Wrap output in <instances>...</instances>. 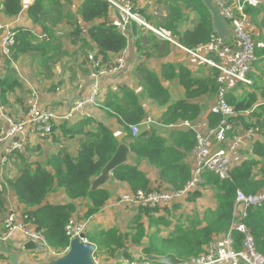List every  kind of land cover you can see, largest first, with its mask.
I'll return each instance as SVG.
<instances>
[{
    "label": "trees",
    "instance_id": "obj_1",
    "mask_svg": "<svg viewBox=\"0 0 264 264\" xmlns=\"http://www.w3.org/2000/svg\"><path fill=\"white\" fill-rule=\"evenodd\" d=\"M62 1L70 3V0H35L27 8L29 17L34 23L42 26L45 37L39 41L31 30H15L13 32L15 34L14 44L10 47V57L6 61L8 68L12 66V63L19 61L22 56L32 55L43 70L51 72L52 65L50 64H56L61 58L67 56V52L63 49L62 38L56 35L55 29L66 19ZM165 2L168 3L165 16H161L158 12L159 23L153 25L167 34L172 41L195 52L217 39L213 30L212 16L203 2L197 0H165ZM135 5L134 11L151 22V17L147 15V7ZM1 6V13L7 18H13L23 12L25 0H3ZM112 9L111 3L107 0H81L79 15L82 23L67 22L72 28L69 34L72 46L77 47L80 42V46L88 50L93 46L97 47V54L92 59L93 72L98 69L96 64L100 60L104 67H113L115 64L113 56L121 53L128 46L127 34L121 32L117 25L109 21ZM184 10L194 11L198 19L191 29L180 31V27L186 20ZM245 12L251 16L253 24L264 31V2L258 7L247 5ZM84 24L89 25L87 33L90 41L84 37ZM150 42L153 44L152 50L165 51L168 54L167 46L170 41L149 32V35L142 37L139 42L141 50H146L147 57L149 49L146 45ZM255 50L254 67H257L259 71L254 73V89L238 101L236 97L227 95V101L236 111V116L229 119L235 127L258 126L261 129L260 133L264 136V103H256L258 93L259 97L264 100V82L262 83L264 42L256 43ZM178 68L179 70H176L174 66L167 65L161 73L171 80L179 78L181 85L186 89V98L173 102L168 89L161 84L160 75L144 65L136 71L151 100L160 106L170 104L160 121L163 125L180 121L195 123L203 113V107L199 103H193L192 100H198L204 95L215 96L220 87L221 72L216 68H210V76L204 78L193 77L191 71L185 67ZM21 88L22 83L14 70H9L6 75L0 72L1 106L10 105V96ZM121 93L122 97L116 94L107 97L103 107L109 116L117 118L121 123L126 134L125 139L120 141L113 131L102 123H98L94 131H86L85 128L93 123L92 119H84L71 128L63 123L55 127V131L59 128L64 135L75 137L83 134L85 136L77 158H73L66 150H61L47 161V166L51 167L53 172L41 165L25 164L16 179H7L3 184L0 183V213L5 212V194L7 188L10 187L14 190L18 201L30 209L24 214L25 223H31L36 231L45 237L49 248L56 254L61 255L69 247L70 239L65 229L75 211L73 204L79 199L90 200L91 205L86 216L92 218L103 209L109 200L111 194L108 190L100 188L92 191L91 184L92 180L100 175L102 169L113 158L121 143L128 144L137 163L146 160L158 169L161 182L167 184L169 190L180 191L193 178V169L188 159L197 145L194 133L173 131L172 135L167 138L159 133L160 126H151L150 129L146 127L147 129L142 130L140 134L133 136L131 126L141 125L147 117V112L141 102V97L134 90L123 87ZM254 105L256 109L253 110ZM209 121L210 126L215 127L219 125L221 116L210 113ZM17 159L23 160L22 151L13 152L9 161ZM113 180L126 183L132 192L153 191L150 189L147 175L139 170L137 164H125L119 167L114 171ZM205 185H211L217 189V210L209 212L204 222L195 221L188 226L178 228L170 238L153 236L150 239L151 247L147 253L156 255L172 253L184 260L186 264H191L207 255V248L216 240L215 237L226 234L231 228L237 192L242 191L246 195H257L264 192V141L259 139L250 145L248 157L233 169L231 180L223 181L218 176L209 173L203 176L199 187H205ZM59 188L65 190L67 198L73 203L45 205L47 196ZM199 196L200 193L195 191L188 198L193 200ZM141 210L147 216L159 212V209L142 208ZM245 224L254 238L257 252L264 255V202L248 210ZM143 232L142 225H139L138 236L130 238V235L113 228L108 231L88 232L87 239L97 246L96 256L103 254L116 257L122 253L124 258L133 262L134 259L128 251V246L131 243H141ZM233 237L234 248L241 250L244 236L235 232ZM0 260L6 261L7 258L1 255Z\"/></svg>",
    "mask_w": 264,
    "mask_h": 264
},
{
    "label": "crops",
    "instance_id": "obj_2",
    "mask_svg": "<svg viewBox=\"0 0 264 264\" xmlns=\"http://www.w3.org/2000/svg\"><path fill=\"white\" fill-rule=\"evenodd\" d=\"M34 1L35 0H25V8L23 12L17 17L7 18L3 13H1L5 22V30L0 34V72L2 75H6L9 70H14L17 78H19L22 83V88L18 89L15 94L10 96V105L4 107L6 111L8 110L7 113L9 116H13L17 119L23 118L27 115L33 93L36 92L39 97V103L42 105V107L52 108L57 114L65 117L69 114L73 104L76 101H81L86 98L91 91V74L93 73L92 59L97 54V47L93 46L92 49L88 50V48L81 47L80 42H78L77 47L71 45L69 34L71 33L72 28L67 24V22L74 21L79 24L82 23L79 15L81 0H70V3H65V1H62L66 19L55 29L56 35L62 38L63 49L67 52V56L61 58V60L57 61L56 64H50L52 65L51 72L46 69L43 70L37 59H35L32 55L22 56L19 61L12 63V66L8 68L6 61L9 58L2 54V45L5 37L9 36L17 29L33 31L34 35L39 41L43 39L42 37H45V32L42 26L34 23L27 12V8L32 3H34ZM147 1L152 2V0ZM228 1L233 6L238 3V0ZM255 1L258 3L257 6L245 4V9L247 5L258 7V5L264 2V0ZM2 2L3 0H0V12L2 10ZM154 3L157 4L160 10H154L153 6L146 8L147 15L152 19L150 22L152 25L159 23V15H156L155 12L158 11L161 13V16H165L168 6V3H166L165 0H155ZM180 4L183 7L182 3ZM184 15L186 20L180 27V31L191 29L198 19L197 14L191 10H184ZM248 17L250 30L252 31V37L255 44L264 42V31L253 24L252 18L249 14ZM109 21L112 24L118 26L120 23L119 11L113 8L109 16ZM84 26V37L90 41L87 33L89 25L84 24ZM148 35L149 31L142 28L136 22H132L128 26L127 30V36L129 39L127 48L121 53L113 56L115 61L118 59V57H124V67L119 71L108 73L107 75H104L100 78L102 84L101 101H103V103L105 99H107V97L112 94L121 95L122 97L121 90L123 87L131 88L137 93L139 97H141V102L147 112V117L139 127L140 132L147 128L150 129L151 126L147 125L145 122L149 118L154 121L153 126L159 127V123L170 105L160 106L158 103L148 97L146 91L144 90L143 84L136 74L137 69L141 65L146 66L151 71L160 75L161 84L166 89H168L172 98V102L185 99L186 89L181 85L179 78H173V80H171L161 74L165 66L172 65L176 70H179L178 67L180 66L185 67L190 70L193 77L196 78L209 77L211 70L207 65L196 59L194 55L190 54L186 49L181 47V45L170 40V44L167 46L168 54H166L165 51L152 50V42L147 44L146 46L149 49L147 57L146 50H141L139 42L142 37H147ZM205 53L208 55L207 51H205ZM258 71L259 69L254 67L253 71L251 72V79L253 81L251 86L247 87L243 84H237L235 87L230 89L228 96L232 95L236 97L237 101L243 99V97H246L249 92L254 89V73H257ZM263 73L264 71L262 74ZM263 82L264 76L262 83ZM259 95L260 94L258 93L256 103H264V100H262ZM212 98L215 99L216 95L211 97L204 95L198 100H192L193 103H199L203 107V113L195 123H202L210 131H214L218 126H210L209 115L212 113V107H214L216 103V101L215 103L212 102ZM84 119L93 120V123L85 128L86 131H94L97 127V124L102 123L108 126V128L113 131L115 136L120 141L126 137L121 123L117 118L109 116L104 107L88 105L84 109V112L77 114V117H75L72 121L60 122L57 126L59 127L64 123L68 124L71 128ZM173 131L175 130H172L169 127L159 128V133L167 138L172 135ZM84 139L85 136H83V134L77 135L75 137L64 135L63 131L59 128H57L55 134L51 137L42 138L32 135L29 142L22 150L23 160L17 159L16 161H10L9 163L4 164L2 159H0V183L3 184L7 179H16L25 164L32 166L41 165L45 169L53 172L52 168L47 166V161L49 158L56 156L61 152V150H66L73 158H77L81 147V142ZM260 140L264 141V136H262ZM214 148L220 149L221 146L215 144ZM236 155L233 156V161H235ZM245 159H242L235 167L240 165ZM188 161L191 165V168L194 170L196 162L194 153L189 157ZM128 164H137L139 170L147 175L150 182V189H169L167 184L161 182L159 170L151 166L146 160H141L137 163L133 152H131ZM102 188L108 190L111 194L103 209L92 218H87L86 215L89 211L91 202L90 200L79 199L73 204L75 211L72 218L78 219L80 221H89L88 232L95 233L117 228L125 234L130 235V238L138 236V226L142 225L144 235L140 239L141 243H131L128 246V249L131 245L146 246L147 248L145 249V253H147L148 249L151 247L150 239L153 236H158L164 239L170 238L180 227L188 226L195 221L204 222L205 218L208 216V213L215 212L218 208L216 199L217 189L211 185L199 187L197 190L200 193L199 197L193 200H190L187 197L175 205L166 208L163 211H159L158 213H154L151 216L143 214L141 210L142 207L139 205H127L120 202L121 196L124 193H129L132 191L129 185L126 183L115 181L112 177L110 182ZM5 199V212L0 213V235L5 231V222L7 216L10 214L15 215L16 221L20 225L24 223V214L30 210L18 201L14 190L10 187L7 188ZM70 203L73 202L67 198L66 192L63 188H59L55 192L50 193L45 200V205H66ZM240 212H243V207L240 208ZM26 227L35 228L31 223H27ZM220 236L222 237L223 235ZM220 236H217V238L215 237V239L221 238ZM12 238L14 239V245L16 246L27 240L26 236L23 234L22 228L15 229L12 234ZM14 245L10 246V249L16 252ZM97 253L94 254V259L99 264H125L126 260H124L125 258L122 253H119L116 257H109L106 255L109 261L100 260V258L104 255L101 254L96 256ZM1 255L2 254L0 253V256ZM43 255L45 257H43ZM24 259L29 263L35 264L43 263L49 258L46 257L45 254H39L36 252L28 254V256ZM0 264L9 263L8 260H0Z\"/></svg>",
    "mask_w": 264,
    "mask_h": 264
},
{
    "label": "built area",
    "instance_id": "obj_3",
    "mask_svg": "<svg viewBox=\"0 0 264 264\" xmlns=\"http://www.w3.org/2000/svg\"><path fill=\"white\" fill-rule=\"evenodd\" d=\"M107 1L120 13L118 28L121 32L127 34L128 26L132 22H136L147 31L172 41L167 34L152 25L140 13L134 11V7H136L135 0ZM215 3L230 22V27L233 31L232 38L228 42H224L217 37L214 42L200 47L195 52L183 48L209 68L220 70V87L216 95V103L211 111L220 115L221 121L214 131L208 130L202 123L197 124L190 121H180L170 125L159 123L160 127H169L175 131H190L194 133L197 145L194 151L196 162L193 178L180 191L164 189L150 192L138 190L137 192L124 193L120 200L122 204L139 205L145 209L163 211L197 191L205 174L211 173L218 176L221 180H231L234 169L233 156L242 148H249L252 143L263 136L258 126L250 128L235 127L229 119L236 116V111L227 101L228 92L237 84H243L247 87L253 84L250 74L256 61V44L250 30L248 14L245 12V4L257 6L258 3L255 0H238V3L234 6L228 0H215ZM155 14L159 15L158 11ZM4 30V18L0 12V34ZM14 35V33H11L3 41L2 54L7 58L10 57V47L14 44ZM205 51L208 52V55H206ZM96 65L98 69L91 74L92 86L89 95L81 101H76L69 114L65 117L57 114L52 108L42 107L36 92L33 93L27 115L21 119L9 116L5 107L0 105V141L10 136H23L22 142L7 143L3 147L1 159L4 164L10 162L9 159L13 152L23 150L32 135L42 138L51 137L55 132V127L60 122L72 121L77 117V114L84 112L86 106L103 107L100 78L108 73L121 70L125 65V58L122 56L118 57L111 68L104 67L101 64V60ZM254 109H256V106ZM145 122L150 126L154 124V121L150 118ZM139 127L140 125L131 126L133 136L139 134ZM215 144L220 145L221 148H214ZM263 202L264 192L257 195H246L242 191H238L231 228L221 238L211 243L207 248V255L193 261L191 264H264V255L257 252L254 238L245 224L248 210L261 205ZM241 207H243L242 213L240 212ZM26 225L25 221L19 225L15 215L10 214L6 218L5 231L0 235V238L8 239L12 237L15 229L22 228L27 240L41 241L48 245L45 237L40 232L36 231L35 228L26 227ZM88 230L89 221H80L75 218L69 220L65 229L70 241L82 233H87ZM235 232H239L244 236L241 250L234 248L233 235ZM67 250L68 248L61 255ZM54 255L55 257L61 256L56 253ZM124 260H126L125 264H156L144 261L143 263H139L140 261L131 262L126 258ZM97 264L99 263L97 262Z\"/></svg>",
    "mask_w": 264,
    "mask_h": 264
},
{
    "label": "water",
    "instance_id": "obj_4",
    "mask_svg": "<svg viewBox=\"0 0 264 264\" xmlns=\"http://www.w3.org/2000/svg\"><path fill=\"white\" fill-rule=\"evenodd\" d=\"M205 4L212 16L213 30L217 37L228 42L233 35L229 20L223 15L220 7L215 3V0H197ZM22 135L7 137L0 141V159L2 158V149L7 143L22 142ZM25 151V150H24ZM131 155V149L127 144H120L113 158L102 169L100 175L96 177L91 184V190L95 191L110 182L114 171L119 167L128 164ZM14 245L12 237L8 239L0 238V253L4 255L9 264H32L25 261V257L31 253L45 254L50 251L47 244L41 241L26 240L20 245H14L16 250L10 249ZM146 246L131 245L128 249L134 261H144L156 264H185V261L177 257L175 254L156 255L145 253ZM97 251V246L87 239V233H82L71 239L68 250L61 256L54 257L47 262L35 264H97L94 259V254Z\"/></svg>",
    "mask_w": 264,
    "mask_h": 264
},
{
    "label": "rangeland",
    "instance_id": "obj_5",
    "mask_svg": "<svg viewBox=\"0 0 264 264\" xmlns=\"http://www.w3.org/2000/svg\"><path fill=\"white\" fill-rule=\"evenodd\" d=\"M150 1V0H149ZM155 0H152V2H148L147 0H135V4H139L143 7H150V6H153L154 10H160V8H158L157 4L154 3ZM148 2V3H147ZM157 18V17H156ZM252 33V31H251ZM209 70V69H208ZM217 99V98H215ZM214 98H212V102L215 103V100ZM248 157V148H242L241 150H239V152L237 153L236 157H235V161H233L234 163V167L242 160V159H245ZM14 163V162H13ZM46 257H48L49 259H46V261H49L50 259H53L55 257L54 255V252L52 251H48L47 253H45ZM43 257H45L43 255ZM57 257V256H56ZM102 258V259H101ZM100 260H103V261H109L108 258L106 256H103L101 257Z\"/></svg>",
    "mask_w": 264,
    "mask_h": 264
},
{
    "label": "bare ground",
    "instance_id": "obj_6",
    "mask_svg": "<svg viewBox=\"0 0 264 264\" xmlns=\"http://www.w3.org/2000/svg\"><path fill=\"white\" fill-rule=\"evenodd\" d=\"M5 23V22H4ZM230 121V120H229ZM191 122V121H190ZM234 163V162H233ZM224 181V180H223ZM221 237V236H220ZM217 238V237H216ZM203 256V255H202Z\"/></svg>",
    "mask_w": 264,
    "mask_h": 264
}]
</instances>
